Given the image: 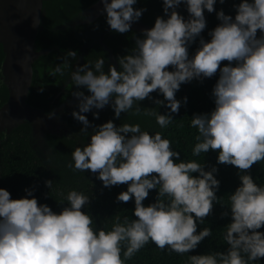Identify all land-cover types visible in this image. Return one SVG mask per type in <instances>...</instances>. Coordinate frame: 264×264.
I'll list each match as a JSON object with an SVG mask.
<instances>
[{"label": "clouds", "instance_id": "obj_1", "mask_svg": "<svg viewBox=\"0 0 264 264\" xmlns=\"http://www.w3.org/2000/svg\"><path fill=\"white\" fill-rule=\"evenodd\" d=\"M217 2L163 0V15L135 38L130 53L118 57V67L108 64L105 71L101 57L94 64H77L71 73L72 95L78 100L72 116L82 124V134L89 127L92 132L89 142L74 148L67 166L96 174L104 187L127 185L116 200H133L135 219L116 217L110 229L97 227L84 210L91 197L82 191L61 193L59 203L66 201V206L56 212L38 203L32 190L12 199L0 187V264H126L149 242L181 255L195 250L212 232L209 227L198 230V225L221 199L216 195L217 167L182 160L171 140L142 130L139 123L117 126L110 119L94 125L85 114L110 106L114 119L131 111L154 117L164 129L187 102V97L176 98L181 85L217 72L211 93L214 109L194 114L190 121L198 132L192 155L216 151L217 164L234 166L240 183L229 196L228 210L221 213L230 215L223 235L227 249L190 255L189 264H257L264 258V185L248 171L264 160V0H239L233 5L234 17L217 11ZM101 3L106 24L120 34L129 32L146 11L134 7L137 0ZM181 5L187 18L177 11ZM205 11H215L220 21L208 32V41L201 36L207 26ZM198 37L199 47L190 57L188 49ZM60 60L53 76L63 75L77 60V51L66 52ZM222 61L228 63L222 66ZM153 92L163 99L152 97ZM145 99L156 107H141ZM160 107L167 111L161 113ZM92 115L99 119V111ZM45 186L51 190L53 180ZM154 189L155 201L145 206Z\"/></svg>", "mask_w": 264, "mask_h": 264}, {"label": "trees", "instance_id": "obj_2", "mask_svg": "<svg viewBox=\"0 0 264 264\" xmlns=\"http://www.w3.org/2000/svg\"><path fill=\"white\" fill-rule=\"evenodd\" d=\"M238 3L239 0H224V3L220 4L218 0L214 7L217 11L222 9L225 14L234 17L233 5ZM205 17L207 22L215 26L220 23L215 11L212 13L205 11ZM226 63L228 62L222 61L221 65ZM218 77L219 73L217 72L213 77L202 80L194 79L188 84H182L179 91L176 92V98L183 101V98L187 97V102L181 103L179 112L173 114L174 120L167 128L161 129L154 117L131 114L128 120V123H139L144 131L160 132L162 136L171 140L172 147L180 152L182 160H196L203 163L206 169L212 166L217 167L216 177L220 181V185L216 195L221 199L214 203L212 212L205 217L203 223L198 225V230L205 227L212 229L211 235L201 241L195 250L182 255L161 250L149 242L130 260L126 261V264H189L190 255L223 252L228 247L223 235L226 231L225 225L230 222V215L222 217L221 213L228 210L229 196L240 183L237 175L238 170L232 165L217 164L218 153L216 151L210 150L208 153L193 156L192 150L197 143L195 137L198 132L197 129L190 126L194 114L208 113L214 109V98L211 93ZM158 111L163 113L167 109L160 107ZM248 171L258 184L264 185V160L254 164ZM46 180H53L51 190L45 186ZM0 187L8 190L12 199L24 197L25 189L32 190L38 203H46L56 212L66 206V201L65 204L59 203L63 199L61 193L66 196L72 189L82 191L91 197L90 203L85 206L84 210L92 215L97 227L110 229L116 217L123 219L124 216H128L129 219H135L132 215L134 201L129 200L125 203L116 200L117 195L121 191H125L127 185L104 187L102 182L97 179L96 174L91 175L87 171H66L57 175L41 163L32 150L28 132L23 127L16 130L0 149ZM156 196L157 190H151L149 196L143 201L145 206L154 202ZM261 230L264 231V229ZM257 264H264V258Z\"/></svg>", "mask_w": 264, "mask_h": 264}, {"label": "flooded vegetation", "instance_id": "obj_3", "mask_svg": "<svg viewBox=\"0 0 264 264\" xmlns=\"http://www.w3.org/2000/svg\"><path fill=\"white\" fill-rule=\"evenodd\" d=\"M96 2L97 0H58L55 2L48 18V28L44 31L38 46L41 55L34 64V80L29 104L50 113L65 103H69L66 107V113L69 114L67 120L69 126L79 123L72 116V112L78 110V100H73L72 92L75 88L71 80V73L77 64L82 65L89 62L94 64L96 59L104 57L105 71H107L108 64L118 67V57L127 52L130 53L135 47V38L142 36L136 28L123 34L112 31L106 24V14L100 8H94ZM162 3L163 0H137L134 7L146 9L138 22L144 26H153L156 17L163 15ZM177 11L187 18L188 14L184 5H181ZM199 39L198 37L190 45L188 49L190 57L199 47ZM71 50L77 51V60L64 68L63 75L57 73L53 76L55 66L61 63L60 57ZM69 60L71 62V58ZM151 95L159 99L163 97L155 92ZM141 106L155 107L148 99L142 101ZM94 111H99V119L93 118L92 112ZM131 114H133L131 111L126 114L122 113L120 119H114L110 106H105L102 110L92 109L86 113L91 124L100 125L112 119L117 126L128 123ZM91 132L92 128L89 127L88 132L81 133L79 136L81 135L83 140L87 141ZM73 135L75 136V132ZM70 138H72V132L64 133V137H60L57 141L58 147L70 146V143L72 147L76 145V142Z\"/></svg>", "mask_w": 264, "mask_h": 264}, {"label": "water", "instance_id": "obj_4", "mask_svg": "<svg viewBox=\"0 0 264 264\" xmlns=\"http://www.w3.org/2000/svg\"><path fill=\"white\" fill-rule=\"evenodd\" d=\"M57 0H0V149L18 129L25 128L29 143L41 163L57 175L74 171L67 165L76 146L89 142L83 140L81 123L70 125L65 103L50 112L29 104L34 80V64L41 55L38 49L40 39L48 28V18ZM94 8L103 11L101 0ZM141 22H134L131 29L141 33L149 29ZM215 27L207 22L201 36L208 41V32ZM73 100L77 98L73 97ZM86 115V114H85ZM72 132L76 145L58 147L57 141L64 133ZM75 132V136L73 133ZM91 135V134H90ZM89 172L91 175H95Z\"/></svg>", "mask_w": 264, "mask_h": 264}]
</instances>
